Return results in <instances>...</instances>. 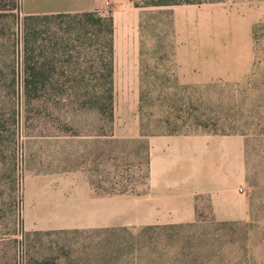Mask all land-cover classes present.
I'll return each instance as SVG.
<instances>
[{
    "label": "rangeland",
    "instance_id": "1",
    "mask_svg": "<svg viewBox=\"0 0 264 264\" xmlns=\"http://www.w3.org/2000/svg\"><path fill=\"white\" fill-rule=\"evenodd\" d=\"M120 1L107 0L100 12L114 15L118 7H142L140 41L155 55L147 67L149 74L140 82L136 114L133 99L118 97L115 91L114 116L101 120L94 109L51 102L49 94H57L53 90L36 99L26 97V14L19 0H0V264H264V0L179 4L194 10L187 11L186 19H178L172 11L175 4ZM202 11L204 22L187 19ZM181 42L219 44L225 54L224 48L252 42L254 61L246 74L181 82L176 67L166 61ZM153 45L161 48L152 50ZM87 58L83 53L77 60L85 65ZM222 60L233 70L229 60ZM153 77L161 81H152ZM138 118L146 134L215 133L245 141L236 180L231 162L221 169L218 193L201 202L200 221L175 222L171 216L155 218L156 213L152 217L148 202L125 193L123 198H110L109 227L102 233L26 230L22 190L31 164L52 161L54 138L92 133L90 123L102 124L109 132L110 191L130 190L138 170L141 190L147 188V164L135 168L136 150L141 148L139 157L145 154L143 142L115 132L117 125L119 132L131 133ZM242 162L244 177L239 174ZM177 206L168 212L182 217L193 212Z\"/></svg>",
    "mask_w": 264,
    "mask_h": 264
},
{
    "label": "crops",
    "instance_id": "2",
    "mask_svg": "<svg viewBox=\"0 0 264 264\" xmlns=\"http://www.w3.org/2000/svg\"><path fill=\"white\" fill-rule=\"evenodd\" d=\"M19 1L21 10L26 15L101 11L107 2V0ZM142 10H144L142 7L130 10L118 7L114 10L115 91L118 97L133 99L134 114L141 98L140 82L144 80V75L149 74L147 67L155 55L140 41ZM188 10L194 12L193 9L179 4H175L172 9L178 19H186ZM195 17L202 22L206 19L204 11L187 19L193 20ZM153 46L152 50L161 48L159 47L161 45ZM221 50L220 45L215 43L181 42L173 46L172 57L166 61H170L176 67L174 72L178 80L186 83L219 80L231 73L246 74L252 67L254 61L252 42L224 48L226 54ZM222 59L229 60L234 66L233 70L228 68L227 61L224 62ZM238 60L240 63H236ZM168 72V69L164 70L165 74ZM152 73L156 75L157 71L154 70ZM151 80L161 81L158 77ZM115 132L118 136H133L134 140L143 142L145 154L139 157V153L142 154L141 148L136 150L138 156L135 159L137 164L135 168L141 167L142 163L147 164L148 171L145 176L147 188L141 190L142 180L138 170L132 175L130 190L110 191L108 174L110 136L108 129L103 128L102 124L99 125L98 132L54 138L51 145L54 148L52 161L43 160L31 164L23 179L26 230L75 229L97 230L102 233L103 228L109 227L110 198H123L125 193L138 201L148 202L152 217L156 213L155 218L161 216L159 219H164L171 216L175 218V222L200 221L198 209L201 202L204 198L212 200L213 194L216 195L217 189L221 187V169L227 167L226 165L230 166L232 162V178L236 180L237 159L243 158L245 151V141L236 135L198 132L146 134L139 118L132 123L131 133L119 132L117 125ZM222 146L225 148L224 152ZM239 172L240 176L244 177L243 162ZM142 194L145 195L143 198ZM174 203L185 205H170ZM174 206L184 210L191 209L193 212L187 217L175 216L168 212Z\"/></svg>",
    "mask_w": 264,
    "mask_h": 264
},
{
    "label": "trees",
    "instance_id": "3",
    "mask_svg": "<svg viewBox=\"0 0 264 264\" xmlns=\"http://www.w3.org/2000/svg\"><path fill=\"white\" fill-rule=\"evenodd\" d=\"M202 2L150 0L147 4ZM114 30L112 13L84 11L26 15V97L36 99L45 91L53 90L57 94H49L51 102L88 107L96 110L101 120L103 116L112 119L115 107ZM83 53L88 55L85 65L77 60ZM56 74L62 79L55 77ZM99 125L90 123L87 126L98 132Z\"/></svg>",
    "mask_w": 264,
    "mask_h": 264
}]
</instances>
